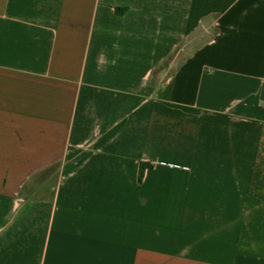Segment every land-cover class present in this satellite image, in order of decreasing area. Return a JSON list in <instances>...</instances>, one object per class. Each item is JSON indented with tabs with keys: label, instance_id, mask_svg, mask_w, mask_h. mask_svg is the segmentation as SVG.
I'll list each match as a JSON object with an SVG mask.
<instances>
[{
	"label": "crops",
	"instance_id": "1",
	"mask_svg": "<svg viewBox=\"0 0 264 264\" xmlns=\"http://www.w3.org/2000/svg\"><path fill=\"white\" fill-rule=\"evenodd\" d=\"M0 264H264V0H0Z\"/></svg>",
	"mask_w": 264,
	"mask_h": 264
},
{
	"label": "trees",
	"instance_id": "2",
	"mask_svg": "<svg viewBox=\"0 0 264 264\" xmlns=\"http://www.w3.org/2000/svg\"><path fill=\"white\" fill-rule=\"evenodd\" d=\"M145 169H146V166L142 165V167H141V177H143Z\"/></svg>",
	"mask_w": 264,
	"mask_h": 264
}]
</instances>
